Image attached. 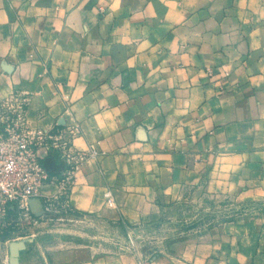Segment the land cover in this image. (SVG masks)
I'll use <instances>...</instances> for the list:
<instances>
[{"label": "crops", "instance_id": "1", "mask_svg": "<svg viewBox=\"0 0 264 264\" xmlns=\"http://www.w3.org/2000/svg\"><path fill=\"white\" fill-rule=\"evenodd\" d=\"M14 90L98 154L9 204L0 264H264V0H0Z\"/></svg>", "mask_w": 264, "mask_h": 264}, {"label": "built area", "instance_id": "2", "mask_svg": "<svg viewBox=\"0 0 264 264\" xmlns=\"http://www.w3.org/2000/svg\"><path fill=\"white\" fill-rule=\"evenodd\" d=\"M28 101V94L20 90L0 99V216L8 211L9 204L28 213L30 200L39 196L48 182L58 183L61 195L68 198L83 164L98 154L93 145L80 149L73 144L79 132L76 124L53 132L29 127ZM39 147L46 150L47 156H56L54 170L41 162ZM104 195L111 204V190Z\"/></svg>", "mask_w": 264, "mask_h": 264}, {"label": "water", "instance_id": "3", "mask_svg": "<svg viewBox=\"0 0 264 264\" xmlns=\"http://www.w3.org/2000/svg\"><path fill=\"white\" fill-rule=\"evenodd\" d=\"M43 164L48 170L55 169V162L52 158H46L43 161ZM32 199L30 200V206H31ZM16 256H17V245L15 242H12L10 244V264H16Z\"/></svg>", "mask_w": 264, "mask_h": 264}]
</instances>
